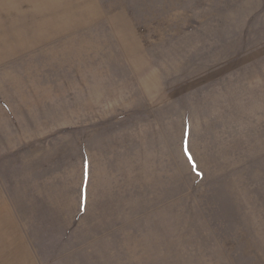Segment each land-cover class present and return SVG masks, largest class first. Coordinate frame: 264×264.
<instances>
[{"label": "rangeland", "instance_id": "374dc122", "mask_svg": "<svg viewBox=\"0 0 264 264\" xmlns=\"http://www.w3.org/2000/svg\"><path fill=\"white\" fill-rule=\"evenodd\" d=\"M0 183L38 264H264V0H0Z\"/></svg>", "mask_w": 264, "mask_h": 264}, {"label": "crops", "instance_id": "0c3cea01", "mask_svg": "<svg viewBox=\"0 0 264 264\" xmlns=\"http://www.w3.org/2000/svg\"><path fill=\"white\" fill-rule=\"evenodd\" d=\"M0 264H38L28 233L1 183Z\"/></svg>", "mask_w": 264, "mask_h": 264}]
</instances>
